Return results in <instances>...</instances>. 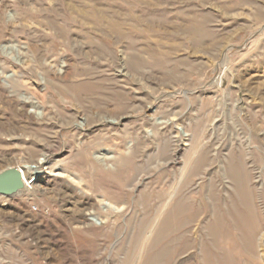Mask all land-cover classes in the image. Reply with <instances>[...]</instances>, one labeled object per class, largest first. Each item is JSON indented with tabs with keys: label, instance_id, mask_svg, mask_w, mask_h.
<instances>
[{
	"label": "rangeland",
	"instance_id": "obj_1",
	"mask_svg": "<svg viewBox=\"0 0 264 264\" xmlns=\"http://www.w3.org/2000/svg\"><path fill=\"white\" fill-rule=\"evenodd\" d=\"M26 164L0 264H264V0H0Z\"/></svg>",
	"mask_w": 264,
	"mask_h": 264
},
{
	"label": "water",
	"instance_id": "obj_2",
	"mask_svg": "<svg viewBox=\"0 0 264 264\" xmlns=\"http://www.w3.org/2000/svg\"><path fill=\"white\" fill-rule=\"evenodd\" d=\"M24 178L18 167L0 171V196L10 197L24 190Z\"/></svg>",
	"mask_w": 264,
	"mask_h": 264
},
{
	"label": "bare ground",
	"instance_id": "obj_3",
	"mask_svg": "<svg viewBox=\"0 0 264 264\" xmlns=\"http://www.w3.org/2000/svg\"><path fill=\"white\" fill-rule=\"evenodd\" d=\"M18 168L21 170L22 176L24 178V190L34 187L36 185V177L40 174L38 167L36 165L26 164ZM29 172H31V175H29Z\"/></svg>",
	"mask_w": 264,
	"mask_h": 264
},
{
	"label": "built area",
	"instance_id": "obj_4",
	"mask_svg": "<svg viewBox=\"0 0 264 264\" xmlns=\"http://www.w3.org/2000/svg\"><path fill=\"white\" fill-rule=\"evenodd\" d=\"M35 209V208H34Z\"/></svg>",
	"mask_w": 264,
	"mask_h": 264
}]
</instances>
